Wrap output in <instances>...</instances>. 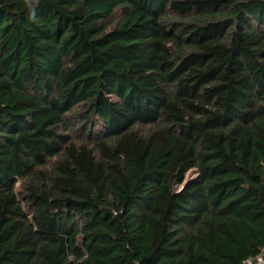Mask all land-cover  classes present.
I'll return each instance as SVG.
<instances>
[{"label": "trees", "instance_id": "1", "mask_svg": "<svg viewBox=\"0 0 264 264\" xmlns=\"http://www.w3.org/2000/svg\"><path fill=\"white\" fill-rule=\"evenodd\" d=\"M35 14L0 0V264H242L264 247V0Z\"/></svg>", "mask_w": 264, "mask_h": 264}, {"label": "built area", "instance_id": "2", "mask_svg": "<svg viewBox=\"0 0 264 264\" xmlns=\"http://www.w3.org/2000/svg\"><path fill=\"white\" fill-rule=\"evenodd\" d=\"M242 264H264V247L257 253L244 258Z\"/></svg>", "mask_w": 264, "mask_h": 264}, {"label": "clouds", "instance_id": "3", "mask_svg": "<svg viewBox=\"0 0 264 264\" xmlns=\"http://www.w3.org/2000/svg\"><path fill=\"white\" fill-rule=\"evenodd\" d=\"M23 7L27 9L29 19L35 20V8L40 3V0H22Z\"/></svg>", "mask_w": 264, "mask_h": 264}, {"label": "rangeland", "instance_id": "4", "mask_svg": "<svg viewBox=\"0 0 264 264\" xmlns=\"http://www.w3.org/2000/svg\"><path fill=\"white\" fill-rule=\"evenodd\" d=\"M117 19V17L115 18ZM197 175V170L196 169H191L187 172L186 174V180H189ZM182 185H177L178 188H180Z\"/></svg>", "mask_w": 264, "mask_h": 264}]
</instances>
